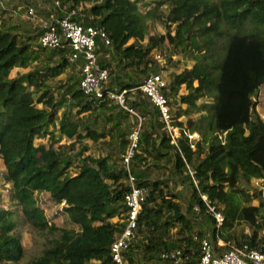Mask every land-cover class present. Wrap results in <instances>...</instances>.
I'll use <instances>...</instances> for the list:
<instances>
[{
  "label": "trees",
  "instance_id": "obj_1",
  "mask_svg": "<svg viewBox=\"0 0 264 264\" xmlns=\"http://www.w3.org/2000/svg\"><path fill=\"white\" fill-rule=\"evenodd\" d=\"M87 1L92 0H60L57 13ZM83 10L71 18L103 28L110 39L108 45L96 40L98 61L109 69L105 91L130 89L148 73H159L152 58L156 47L168 51L166 58L162 54L167 62L172 52L192 61L170 71L163 90L169 125L178 133L171 135L158 105L140 89L125 97L136 114L106 94L84 93L80 73L59 83L57 95L50 80L68 67L79 70L80 60L68 58V39L47 48L37 42L44 28L32 33L1 22L2 177L23 218L47 233L39 252L22 264H113L110 245L124 222L111 218L125 216L130 177L146 186L147 196L124 251L126 264H145L138 254L169 264L161 253L177 247L179 264H198L204 235L216 250L226 246L218 238L264 250V196L252 187L253 179L264 177V118L256 110L264 84V0H94ZM148 18L161 20L165 33H149ZM165 39L171 49L164 47ZM15 67L30 68L12 76ZM137 126L126 167L123 155ZM195 131L192 146L188 134ZM86 139L102 141L106 152L86 153ZM43 191L56 202L64 200L68 228L47 215ZM209 205L223 214L219 226ZM15 211L0 207V264L24 255ZM239 223L250 232L237 236Z\"/></svg>",
  "mask_w": 264,
  "mask_h": 264
},
{
  "label": "built area",
  "instance_id": "obj_2",
  "mask_svg": "<svg viewBox=\"0 0 264 264\" xmlns=\"http://www.w3.org/2000/svg\"><path fill=\"white\" fill-rule=\"evenodd\" d=\"M48 1L56 11L61 9L62 6L60 0ZM74 13H79V11L71 9L62 16H59L57 13L52 21L44 25V30L39 37L38 43L41 46L51 48L58 46L63 38L68 39L70 47V52L68 54L69 60H80L78 65L81 75L80 88L84 93L94 97H102L106 94L108 97L114 99L129 111L136 114L131 107H128L125 104V97L127 92L140 89L142 93L149 96V98L158 105L162 118L165 121V125L171 135L174 136V134H177V128H173L169 125V105L166 95L163 94V90L167 89V81H164L160 73L150 72L140 84L135 85L130 89L124 88L120 91L111 89L104 90L106 83L109 80V69L98 61V55L96 52L98 44L96 40L99 39L101 42L108 45L110 44V39L103 28L91 24L84 25L83 23L72 19L71 15ZM26 14L29 17L34 18V7L27 6ZM153 55L156 59H161L163 56L160 52L156 51L153 52ZM138 118L140 119V116H138ZM138 129L139 126H137L129 135L131 146L123 155V162L126 167H128L129 160L133 154V146L136 144ZM198 136L199 134L196 131L188 134L192 146H194L193 141ZM253 184L263 188L264 177L253 179ZM146 196V186L136 185L133 181V177H130V188L124 195V201L127 207L124 226L110 245L113 264L126 263L124 251L130 246L134 238L135 229L137 227V215ZM201 196L203 199H206L205 194H202ZM62 201L61 202L64 203V200ZM208 208L215 218L216 225L219 226L224 218L222 212L213 205H209ZM193 238L196 239L197 236L193 235ZM217 244L226 246L216 250L209 235H204L200 238L201 249L198 264H264V250L260 247H251L248 244L238 245L233 242H224L221 238H218ZM161 256L165 258L169 264H179L182 261V249L177 247L165 250L161 253Z\"/></svg>",
  "mask_w": 264,
  "mask_h": 264
},
{
  "label": "rangeland",
  "instance_id": "obj_3",
  "mask_svg": "<svg viewBox=\"0 0 264 264\" xmlns=\"http://www.w3.org/2000/svg\"><path fill=\"white\" fill-rule=\"evenodd\" d=\"M94 2L87 1V3H82L78 8H76L79 13L84 12L83 8L84 6H89ZM27 6H33L35 9V17L31 18L26 14V8ZM141 9L144 11V7H141ZM167 10L166 6L164 5L161 8V12H165ZM57 11L56 9L51 5V3L48 0H0V23L3 22L6 25L15 24L17 27L21 30H30L32 33H35L43 28V26L46 23H49L56 17ZM148 24V31L151 34H164L166 31L164 23L159 20H152L151 18L147 19ZM37 45V43L35 42ZM35 46V45H34ZM167 49L172 48V46L168 43V40L165 39V46ZM165 48L160 49L159 47H156L153 49V52H160L164 55L166 58L169 53ZM152 58L154 59V56L152 54ZM192 63L191 60L185 59L181 52L173 53L172 52V58L171 61L167 62V60L164 59H154V65L159 68V73L161 74V77L164 79V81L168 82L170 79V71H180L186 66H190ZM30 67H15L11 70V75H16L18 73L26 72ZM79 68V67H78ZM80 70V69H79ZM79 70L77 68L71 69V67H68L67 70H65L63 73L57 75L56 77L52 78L50 80V84L53 87V89L56 91V94L58 95L59 92H57V86L59 83L67 82L68 75L71 72L79 74ZM149 74V73H148ZM145 78V76H143ZM143 80V79H142ZM180 91L184 92L185 88L184 86L181 87ZM258 104L256 106V110L258 111L259 115L261 117H264V84L260 87L258 90V96L256 97ZM204 100V99H203ZM40 106V104H38ZM185 105L182 104V108ZM176 107V106H175ZM181 119L185 118V115L180 116ZM64 141V139L62 140ZM88 145V149L86 153H92L93 155L98 154H104L106 152V146L103 144L102 141H92L91 139H86L84 142ZM4 164L2 159L0 158V207L9 208V209H16L15 218L17 220V231L21 235L22 243L24 246V255L23 257L16 263L12 264H22L25 261L29 260L32 256H35L42 245V242L45 239V236L47 235L46 232H39L37 229L32 227L22 216L20 207L16 205L15 203H12L9 200V189H10V183H5L2 177V170L4 169ZM251 186V185H250ZM249 186V187H250ZM252 187L255 190L261 191V195L264 196V185L263 188H261L258 185H254L252 183ZM182 189V185H177V190ZM250 189V188H249ZM41 206L44 208L47 215L52 218V221H55V223L59 226H65L69 227L71 225V222L69 220V217L66 213H64L61 208L63 205V201L56 202L54 201L49 193L47 191H43L39 194ZM256 202V201H255ZM113 222H124V218L122 217H113L111 218ZM234 230L237 234V236H240L242 233L250 232V227L246 223H239L234 227ZM264 232V230H261V233ZM137 260L139 262H143L145 264H155L144 261L140 255H137Z\"/></svg>",
  "mask_w": 264,
  "mask_h": 264
},
{
  "label": "clouds",
  "instance_id": "obj_4",
  "mask_svg": "<svg viewBox=\"0 0 264 264\" xmlns=\"http://www.w3.org/2000/svg\"><path fill=\"white\" fill-rule=\"evenodd\" d=\"M43 28H44V26H43ZM38 42V41H37ZM168 83V82H167ZM116 237V236H115ZM126 264V263H125Z\"/></svg>",
  "mask_w": 264,
  "mask_h": 264
},
{
  "label": "crops",
  "instance_id": "obj_5",
  "mask_svg": "<svg viewBox=\"0 0 264 264\" xmlns=\"http://www.w3.org/2000/svg\"><path fill=\"white\" fill-rule=\"evenodd\" d=\"M4 167V166H3ZM221 249L220 247L218 248V250Z\"/></svg>",
  "mask_w": 264,
  "mask_h": 264
}]
</instances>
